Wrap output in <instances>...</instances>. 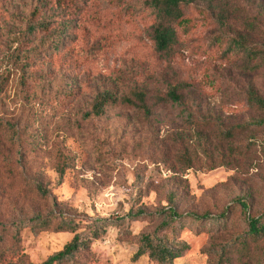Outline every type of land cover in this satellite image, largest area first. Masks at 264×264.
<instances>
[{
	"label": "rangeland",
	"instance_id": "374dc122",
	"mask_svg": "<svg viewBox=\"0 0 264 264\" xmlns=\"http://www.w3.org/2000/svg\"><path fill=\"white\" fill-rule=\"evenodd\" d=\"M149 1L0 0V264H36L72 238L53 224L14 237L11 223L35 213L113 221L143 209L131 236L109 224L80 260L155 264L132 260L133 237L156 227L172 193L182 215H228L224 226L202 219L177 233L188 248L173 264H208L242 230L238 200L246 214L264 209V112L249 100L264 98V58L229 44L240 34L264 50V0L191 3L166 53ZM172 87L180 105L160 102ZM103 91L115 102L84 116ZM141 91L148 117L122 101ZM258 245L232 248L227 264H256Z\"/></svg>",
	"mask_w": 264,
	"mask_h": 264
},
{
	"label": "trees",
	"instance_id": "16d2710c",
	"mask_svg": "<svg viewBox=\"0 0 264 264\" xmlns=\"http://www.w3.org/2000/svg\"><path fill=\"white\" fill-rule=\"evenodd\" d=\"M196 1L209 3L211 0H150L149 5L155 14L156 23L153 27V41L157 51L170 52L178 42L176 26L184 25L183 9ZM227 12L220 8L216 15V19L221 26L227 25ZM230 46L236 50H242L246 57L264 58V50L255 49L248 45L247 39L243 35L231 37ZM134 100L123 98L122 101L128 105H133L141 109L145 116H150L151 111L145 100L144 92H136L133 94ZM250 102L255 107L264 112V98L258 96H250ZM182 96L177 89L172 87L161 103L180 105ZM113 95L108 91H103L96 95L90 105L89 111L84 115L86 117H100L110 103H114ZM259 124H264V117L257 120ZM230 131L225 132V137L230 136ZM185 169L190 168L191 163L185 156ZM59 178L63 176V169H57ZM33 189L39 194L45 196L49 191L42 187L40 183H35ZM167 207L154 212L158 224L153 230L142 231L136 234L133 239L136 244V251L132 256V260H137L141 256H146L149 261L155 264H173L174 260L188 248V244L177 237V233L186 225H191L192 221L197 223L205 219L212 225H225L228 215L221 212L217 216H198V215H182L177 211V204L172 193L167 194ZM238 205L244 211L242 220V230L235 235L230 242L223 246H219L215 251H210L208 264H227L232 248L241 253L248 254L251 251V244L258 245V255L256 264H264V209L254 214H246L248 205L238 200ZM144 215L143 209L135 211L129 209L126 215L117 217L113 221L103 218H91L87 215L83 217H73L63 212L59 214H33L27 220H16L11 223L13 236L18 237L23 229H28L32 234L39 231L48 230L53 224V230L56 232L69 231L73 233L72 238L65 243L61 249L52 252L44 260L36 264H84L80 260L83 253L90 248L91 242L101 235L107 225L111 224L120 229L125 236H131L129 226L131 221L136 220ZM57 220L55 225L53 220Z\"/></svg>",
	"mask_w": 264,
	"mask_h": 264
}]
</instances>
